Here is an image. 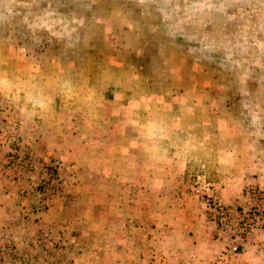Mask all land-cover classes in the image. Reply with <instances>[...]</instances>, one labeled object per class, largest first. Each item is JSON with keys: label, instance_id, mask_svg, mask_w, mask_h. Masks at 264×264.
<instances>
[{"label": "rangeland", "instance_id": "obj_1", "mask_svg": "<svg viewBox=\"0 0 264 264\" xmlns=\"http://www.w3.org/2000/svg\"><path fill=\"white\" fill-rule=\"evenodd\" d=\"M121 62L185 175L106 129ZM0 264H264V0H0Z\"/></svg>", "mask_w": 264, "mask_h": 264}, {"label": "crops", "instance_id": "obj_2", "mask_svg": "<svg viewBox=\"0 0 264 264\" xmlns=\"http://www.w3.org/2000/svg\"><path fill=\"white\" fill-rule=\"evenodd\" d=\"M128 66L125 62L117 63L115 65V74L117 75L112 79L102 77L95 79V87L99 85L102 90L103 86H106L102 92L95 88V95H97L102 106L101 110L106 113V129L111 134L115 132L123 133L119 142L121 141L124 147L135 148L134 144H139V147L143 146L145 149L148 147L147 145H156L154 149L158 150V154L155 158L160 156L161 159L169 160L170 163L179 168V171L182 170L183 175H185L189 171V165L191 164L189 160L191 146L179 143L171 146L170 150L166 146L167 144L163 145L162 141L159 142V139L163 137V133L169 131H172L171 134L176 133L174 129H177V123L175 124L174 119H167L173 117L171 114L173 111L169 104L172 98L174 100L176 96L173 97V93L168 89H160V91L154 92L157 90H153L149 86V84L164 85L167 83L166 81L177 82L180 79L166 76L163 81L156 79L153 81V78H151L152 83H147L148 81L144 82L141 74L139 76L133 74L128 69ZM119 136L121 135L119 134ZM165 149L171 152L163 153ZM131 163L133 162L131 161ZM173 170L176 171L175 168ZM230 177H233L234 180H241L246 178V175L232 174ZM232 179L229 180L231 181ZM180 195L178 194V199H180ZM260 237L262 235L260 236V233L257 232L256 242L259 241Z\"/></svg>", "mask_w": 264, "mask_h": 264}, {"label": "built area", "instance_id": "obj_3", "mask_svg": "<svg viewBox=\"0 0 264 264\" xmlns=\"http://www.w3.org/2000/svg\"><path fill=\"white\" fill-rule=\"evenodd\" d=\"M214 204H215V202H214ZM215 207H219V208L221 207L220 209L223 210V213L222 214H224V215L226 214L225 208L222 207L220 204L219 205H215ZM222 219L225 220L224 218H222Z\"/></svg>", "mask_w": 264, "mask_h": 264}, {"label": "trees", "instance_id": "obj_4", "mask_svg": "<svg viewBox=\"0 0 264 264\" xmlns=\"http://www.w3.org/2000/svg\"><path fill=\"white\" fill-rule=\"evenodd\" d=\"M149 86L151 87V89H153V90H154V87H153L151 84H149Z\"/></svg>", "mask_w": 264, "mask_h": 264}]
</instances>
